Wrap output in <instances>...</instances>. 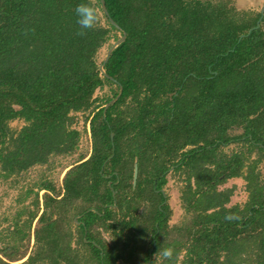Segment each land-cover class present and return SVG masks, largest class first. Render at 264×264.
Segmentation results:
<instances>
[{
	"label": "trees",
	"instance_id": "16d2710c",
	"mask_svg": "<svg viewBox=\"0 0 264 264\" xmlns=\"http://www.w3.org/2000/svg\"><path fill=\"white\" fill-rule=\"evenodd\" d=\"M80 2L0 0V178L74 154L82 133L91 142L62 193L39 186L43 210L36 193L0 264H264V14L257 27L260 12L233 0H104L106 16L100 0H85L98 20L77 35ZM123 34L108 78L98 55ZM105 86L109 96L92 100ZM75 113L89 131L72 127ZM13 120L24 125L13 130ZM173 165L185 175L184 222L155 227L147 201ZM230 178L245 182L242 206L228 207L233 188L218 189Z\"/></svg>",
	"mask_w": 264,
	"mask_h": 264
},
{
	"label": "rangeland",
	"instance_id": "374dc122",
	"mask_svg": "<svg viewBox=\"0 0 264 264\" xmlns=\"http://www.w3.org/2000/svg\"><path fill=\"white\" fill-rule=\"evenodd\" d=\"M235 8L256 14L260 12L264 0H233ZM264 14V11H263ZM114 43L111 39L110 42L100 51L98 59H104L105 54L110 45ZM110 88L108 86L102 89H97L92 96V100L104 99L109 96ZM103 101V100H102ZM99 102L95 103L98 104ZM103 102H101L102 104ZM83 113H75V121L72 127L82 131L85 127L89 131L88 123L84 124ZM24 125L21 120H13L9 122V126L13 130H18ZM231 135L236 136L242 133V129L234 128L231 130ZM235 145L231 144L226 147V151L232 149ZM91 148V142L89 139V134L82 133L80 138V143L76 152L69 156L64 157H54L49 160V165H38L28 169L26 172L16 175L8 179L0 178V248L6 246V242L12 241V234L16 229L23 231V226H25L27 221V213L32 210V202L34 200L35 194H38L40 207L38 209V214L43 210L41 201H43V196L47 192L39 187L43 183H49L54 185L55 190H59V194L62 193L60 185L64 173L67 169L74 164L79 155H89ZM262 175L264 177V168L261 167ZM182 175L174 174L167 178L165 190L167 197L168 211L170 212L169 223L171 225H180L184 222V211L180 204V191L184 188V178ZM41 188V189H40ZM233 188V194L228 203V207L233 205L242 206L247 201V193L245 191V182L242 178H230L226 180L223 184L218 186V189ZM74 207L71 213H74ZM76 212V210H75ZM70 213V215H71ZM73 218V217H72ZM36 225V219L33 221L32 228ZM73 228V226H72ZM15 236V235H14ZM18 238V236H16ZM15 241L16 239L13 238ZM24 243V241H22ZM33 238H31L29 247L33 246ZM18 245L20 243L18 242ZM19 263V262H16Z\"/></svg>",
	"mask_w": 264,
	"mask_h": 264
},
{
	"label": "flooded vegetation",
	"instance_id": "af4514ba",
	"mask_svg": "<svg viewBox=\"0 0 264 264\" xmlns=\"http://www.w3.org/2000/svg\"><path fill=\"white\" fill-rule=\"evenodd\" d=\"M190 149L189 146H186L184 149H182L180 151V154L181 153H186L188 150ZM176 163H180L179 162V159L176 160ZM177 167V165H173V166H169V168L167 170L164 171V173L156 180L153 182V190H154V193H155V197H154V202H150V201H147L148 202V211H150L151 213V218H156L157 219V222L154 223V226L155 227H158L160 223V221H162L163 219L165 220V226H167V228H171L173 227L174 225H171L169 223V217H170V212L168 211V206H167V194H166V190H165V185H166V181H167V178L168 177H171L172 175L174 174H180V171H175V168ZM132 175H133V172H132ZM106 178H110L109 175L105 176ZM181 178H185V175H182ZM137 179V178H136ZM158 182H161L162 185L161 187H159L158 189H155L156 185ZM108 183H110L111 185V182L109 181ZM131 183H132V180H131ZM132 187L134 188L135 185L133 186L132 184ZM44 190V189H43ZM46 192V190H44ZM56 192H59V190H55ZM181 194V193H180ZM113 197H114V194L112 193ZM61 195H59L58 198H60ZM161 199V201H160ZM156 206H155V205ZM181 204V203H180ZM160 211V214L156 212L155 210V207ZM105 207H111L112 209H115V202L111 205H104L103 206V209ZM184 211V210H183ZM103 213V211L101 212V214ZM120 216V215H119ZM82 216L81 215H75L73 216L72 218V223L73 225H79V224H83V222L81 221H78V219H80ZM126 220H129V217L126 218ZM106 222H108V220H106ZM111 222V221H109ZM177 225V224H175ZM73 229V228H72ZM156 233H158V230H156ZM147 236L148 238L153 242V245H152V248L149 250V254L152 252V249L154 248V242H155V234H152L150 233V231H148L147 233Z\"/></svg>",
	"mask_w": 264,
	"mask_h": 264
},
{
	"label": "clouds",
	"instance_id": "9594fccd",
	"mask_svg": "<svg viewBox=\"0 0 264 264\" xmlns=\"http://www.w3.org/2000/svg\"><path fill=\"white\" fill-rule=\"evenodd\" d=\"M75 14L77 17L76 23L80 25V29L77 31V35H83L84 29L92 28L98 20L97 10L85 2V0H81L80 3L75 6ZM232 214L226 215L225 219L231 220L233 219ZM162 255L164 257H170L172 255V250L167 248L163 251Z\"/></svg>",
	"mask_w": 264,
	"mask_h": 264
},
{
	"label": "water",
	"instance_id": "95a60500",
	"mask_svg": "<svg viewBox=\"0 0 264 264\" xmlns=\"http://www.w3.org/2000/svg\"><path fill=\"white\" fill-rule=\"evenodd\" d=\"M100 4H101V9L103 11V13L108 16V12L106 10V7H105V4H104V0H100ZM263 11H264V4L260 10V18L259 20L257 21V27H258V24L263 16ZM110 21L112 22V24L115 25V23L110 19ZM125 39V34H123L119 39H117L111 46L110 48L107 50L106 54H105V57L103 59V62L99 65V69H100V72L101 74L105 75L106 77L109 78V76L105 73L104 69H103V65L107 62L111 52L113 51L114 48H116L123 40ZM121 92H122V89L121 87L119 88V92L117 94L116 97H114L113 99H111L108 103H106L104 105V108H103V114L105 113V111L107 110V108L112 105L121 95ZM110 137L112 138L113 137V134L110 135ZM137 172H138V168H137V163L134 162V165H133V175H132V184L133 186L136 184V178H137ZM108 185H110V183H108Z\"/></svg>",
	"mask_w": 264,
	"mask_h": 264
}]
</instances>
